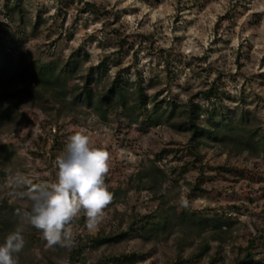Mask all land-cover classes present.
<instances>
[{
    "label": "rangeland",
    "instance_id": "obj_1",
    "mask_svg": "<svg viewBox=\"0 0 264 264\" xmlns=\"http://www.w3.org/2000/svg\"><path fill=\"white\" fill-rule=\"evenodd\" d=\"M5 1L0 0V20L10 28L9 53L24 54L34 67L62 65L80 54L65 94L29 86L35 97L21 100L18 112L0 127V209L14 211L15 229H22L25 247L18 264H111L110 257L132 252L142 256L129 264H234L252 239L255 257L264 261V152L245 130L246 124L255 130V142L264 134V0H21L23 21L18 14L5 17ZM87 1L97 5L98 14L87 11ZM103 60L104 80L90 85L93 93L101 96L119 71L125 81H141L149 111L138 123L122 105L104 102L95 108L74 99L71 92H80L90 67ZM214 85L221 92L219 104L229 109L228 136L223 142L191 140L188 130L177 127L182 120L177 115ZM24 86L0 82V92ZM133 90L127 91L130 104ZM156 101L164 109L175 102L176 117L152 123ZM80 129L109 154L105 183L113 198L95 230L85 227L83 211L71 221L75 241L87 245L77 261L72 246L49 247L23 218L32 202L19 195L28 186L17 187L13 178L20 173L34 184L55 182L56 159L68 136ZM156 166L165 171L164 180L141 179ZM199 182L202 188L194 189ZM160 211L230 223L214 230L180 224L150 239L92 247L91 237L115 235ZM5 238L0 235V244Z\"/></svg>",
    "mask_w": 264,
    "mask_h": 264
},
{
    "label": "trees",
    "instance_id": "obj_2",
    "mask_svg": "<svg viewBox=\"0 0 264 264\" xmlns=\"http://www.w3.org/2000/svg\"><path fill=\"white\" fill-rule=\"evenodd\" d=\"M13 4L9 0L5 1L3 6V12L5 17L13 18L16 14L19 15L21 21H23V4L21 0H12ZM160 1V0H155ZM87 11L94 13V15L99 13V8L96 4L92 2H85ZM43 20L36 21L33 24V28H38V26L43 22ZM41 22V23H40ZM7 23L0 20V82H8L11 85H17V83H23L25 86L23 88H15L0 92V106L5 105L0 110V127L7 122L8 119L15 113H17L18 103L26 98H34V92H30L33 86H39L45 88L49 91H57L59 89L60 93H66L69 87L70 78L76 73L80 68V54L76 55L73 53L71 58L67 60L64 64H45L42 66L34 67L32 64H27L24 54L12 55L8 52L9 50V33L10 28H7ZM107 69L106 60L99 62L97 65H93L89 69V74H87V84L83 85L80 92L76 90L74 93V99L78 102H82L88 107L101 108L100 104L107 103L110 106L122 105L125 108L131 109V122L138 123L139 119L144 115V111L148 109V95L145 93V88L143 87L141 81L138 83H130L124 80L121 72H117L112 78L107 90L99 97H97L91 88L93 82H102L103 74L100 73ZM99 71V72H95ZM31 86V88L29 87ZM131 87L134 88L133 102L130 104V99L128 97L127 91ZM222 101L221 92L219 87L214 85L199 94L195 95L192 99L188 100L184 109L179 111L177 116H181V122L177 123V127L188 130L192 138L203 139L212 138L223 142L228 134L227 127L229 125L226 122L227 109L225 106H221L219 103ZM220 105V106H219ZM219 106V107H218ZM177 104L175 102L169 103V108L164 109L163 106L156 101L150 117L152 123L160 122L162 118L169 121L170 119L176 117L175 108ZM218 107V108H217ZM170 109V110H169ZM149 111V110H147ZM206 116L205 123H201L203 118ZM244 119V118H243ZM241 119V120H243ZM224 120V121H223ZM245 124V123H244ZM245 130L250 134V141L254 145L258 152H264V134L261 136L258 142L253 141V136L255 130H252L248 124L245 125ZM261 150V151H260ZM168 150H165L167 152ZM161 162L159 161V164ZM158 164V165H159ZM222 171L227 173H235L236 169L226 168L222 166L220 168ZM154 172H149L142 175L141 179H149L151 182L156 183L157 181H162L165 179V171L156 166L153 169ZM202 183L199 182L193 185V188L200 190L202 188ZM14 211H2L0 209V235L6 237L10 232L15 230V216ZM215 221L214 223H212ZM230 222L223 220H215L214 217H204L195 218L191 214L186 212L165 214L163 212H157L156 215L145 214L133 224H131L126 230L121 231L115 235L102 236L97 235L91 237L92 247H97L101 244L106 243H118L122 240L134 237H143L144 239H150L152 237H157L163 231H171L174 226L180 224H186L189 228H197L201 230L211 229H223L225 226L229 225ZM133 231V232H132ZM72 257L73 260L79 261L83 255V249L81 242H74L72 246ZM255 243L254 240H250L246 246V254L243 258L234 262V264H263V258H256L254 251ZM205 250V248L203 249ZM142 255L135 252L129 254H122L119 256H113L109 258L111 264H129L136 262Z\"/></svg>",
    "mask_w": 264,
    "mask_h": 264
},
{
    "label": "clouds",
    "instance_id": "obj_3",
    "mask_svg": "<svg viewBox=\"0 0 264 264\" xmlns=\"http://www.w3.org/2000/svg\"><path fill=\"white\" fill-rule=\"evenodd\" d=\"M109 154L103 147L92 144L85 129L67 138L64 152L56 159L58 179L52 183L34 184L17 173L13 182L17 187L28 186L19 195L31 200V211L23 218L42 232L49 247L74 245L71 221L81 211L86 216L85 227L95 230L104 218V209L112 201V193L105 183ZM25 247L22 229L10 232L0 244V264H18V253Z\"/></svg>",
    "mask_w": 264,
    "mask_h": 264
}]
</instances>
